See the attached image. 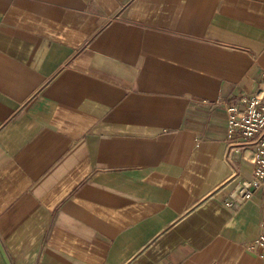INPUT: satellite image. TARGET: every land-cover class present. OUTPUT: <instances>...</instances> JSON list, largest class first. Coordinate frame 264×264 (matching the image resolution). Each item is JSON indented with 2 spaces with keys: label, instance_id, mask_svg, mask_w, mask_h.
Returning a JSON list of instances; mask_svg holds the SVG:
<instances>
[{
  "label": "crops",
  "instance_id": "crops-1",
  "mask_svg": "<svg viewBox=\"0 0 264 264\" xmlns=\"http://www.w3.org/2000/svg\"><path fill=\"white\" fill-rule=\"evenodd\" d=\"M260 86L264 0H0V264H264Z\"/></svg>",
  "mask_w": 264,
  "mask_h": 264
},
{
  "label": "built area",
  "instance_id": "built-area-1",
  "mask_svg": "<svg viewBox=\"0 0 264 264\" xmlns=\"http://www.w3.org/2000/svg\"><path fill=\"white\" fill-rule=\"evenodd\" d=\"M229 147L225 160L230 161L231 150H239V146L251 148L253 162L252 176L241 181L237 190L242 201L252 198L259 190H263L264 203V86H260L259 91L254 94H244L239 102H225ZM242 136L243 141H238L237 137ZM232 201H226L231 205ZM264 211V209H263ZM260 233L253 240L249 247L260 249V256L264 257V212L260 223Z\"/></svg>",
  "mask_w": 264,
  "mask_h": 264
}]
</instances>
